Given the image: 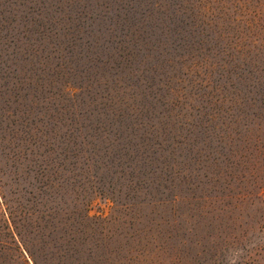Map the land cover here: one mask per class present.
Segmentation results:
<instances>
[{
  "label": "rangeland",
  "instance_id": "obj_1",
  "mask_svg": "<svg viewBox=\"0 0 264 264\" xmlns=\"http://www.w3.org/2000/svg\"><path fill=\"white\" fill-rule=\"evenodd\" d=\"M103 1L0 0V264L15 232L37 249L33 206L87 264H264V0H167L197 19L187 62L124 70Z\"/></svg>",
  "mask_w": 264,
  "mask_h": 264
},
{
  "label": "trees",
  "instance_id": "obj_2",
  "mask_svg": "<svg viewBox=\"0 0 264 264\" xmlns=\"http://www.w3.org/2000/svg\"><path fill=\"white\" fill-rule=\"evenodd\" d=\"M85 1L90 2L91 0ZM92 1L96 2L97 8H107L109 5L111 6V4L103 0ZM110 1L114 3L117 9L122 10L123 13L116 14L115 17L110 16L109 12L101 15L102 22L100 25L103 27V30H101L102 28L100 26H97L95 34L98 39L107 41L108 45L124 60V62H122V60L113 61L116 69L124 70L126 66H131L135 59L134 56L140 57V60H145L147 57L149 58L152 56L158 63L162 64L160 61H163L166 64H170V67L172 63H174V60L172 62V57L178 56L183 66L185 65V62L188 60L185 55H187V53L191 54L193 51V48L189 45L194 43L193 38L196 34L194 29L195 27L198 28L196 16L193 14L190 15L192 18V22L190 23L182 21L179 12L184 8L181 10V4L177 6L170 1L167 2V0ZM67 4L72 8V2H68ZM200 4L203 5V2H200ZM176 8L178 9L176 10ZM89 11L90 12L87 13L86 16L88 19L91 17H95L96 19L100 17L98 13L94 11L91 12L90 8ZM69 20L71 19L69 18ZM184 26H190L194 31H191L190 28L185 29ZM145 27L148 28V31L141 32ZM156 30L159 32L156 33ZM92 34H94V32ZM159 38L160 40H157ZM161 38L164 40L162 41ZM16 42L14 46L19 47L18 41ZM6 44L7 43L1 45V49L3 50L2 53H5L6 49L9 47V45L6 46ZM128 45H132L136 50L133 52ZM199 45L201 46L200 49H203V46L201 44ZM181 50L184 53L180 52ZM153 52H157L158 56L151 55ZM197 53L200 54L199 51H197ZM159 57H167V59L165 60L164 58L160 60ZM199 66L197 62H193L187 70H197ZM143 67V69L146 68V66ZM148 67L155 72L154 64ZM148 79L154 82L152 75H149ZM138 126L141 127V137L143 141L146 143L150 142L151 138L147 136L142 125L140 126L138 124ZM120 129H122V127ZM132 130L134 129L132 128ZM137 131L138 129L134 130L135 134ZM116 136L119 138L121 134H117ZM135 149L137 148L135 147ZM104 155L108 162V159H110L109 154L105 153ZM100 193L101 196H104V192L101 191ZM81 218L79 221L83 224V220L85 218L89 219V216L85 215L84 218ZM8 227L10 228L9 224ZM57 229L58 226L55 217L49 211V208L47 211H40L33 206V246L35 245L37 249L33 250V253H30L25 247L24 242H22L20 238H16L18 233H13V242L24 264H30V259L33 260L34 264H40L38 258L39 254L45 264H87L81 258L82 251L76 246V240L71 235L67 236L65 234L62 235L63 238H56ZM108 264L113 263L108 262Z\"/></svg>",
  "mask_w": 264,
  "mask_h": 264
}]
</instances>
